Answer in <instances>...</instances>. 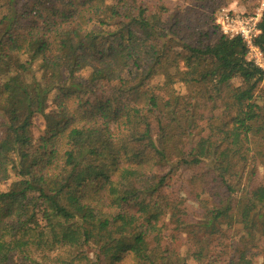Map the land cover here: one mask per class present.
<instances>
[{
    "label": "trees",
    "instance_id": "trees-1",
    "mask_svg": "<svg viewBox=\"0 0 264 264\" xmlns=\"http://www.w3.org/2000/svg\"><path fill=\"white\" fill-rule=\"evenodd\" d=\"M168 11L163 0H0V264H264V180L243 177L264 142V69L240 36L211 43ZM259 28L264 56V11ZM176 44L194 53L184 93ZM200 167L216 187L194 174V220L167 188Z\"/></svg>",
    "mask_w": 264,
    "mask_h": 264
},
{
    "label": "rangeland",
    "instance_id": "rangeland-1",
    "mask_svg": "<svg viewBox=\"0 0 264 264\" xmlns=\"http://www.w3.org/2000/svg\"><path fill=\"white\" fill-rule=\"evenodd\" d=\"M149 5L153 8L156 0H146ZM169 8L168 13L165 15L167 19L173 21L176 17L183 19V32L189 33L196 26H201L202 32L209 29L210 37L207 38V41L213 43L217 37L222 33L219 25L216 23V17L222 8L229 9L231 12L242 13L245 15H252L254 11L260 6L262 0H163ZM174 61L178 63V66L184 72L175 83L174 88L181 93L186 91L185 80H188L191 77V73L187 70V63L194 60V53L185 52L179 44L174 46ZM184 54L186 56L185 61L183 59ZM87 71H85V74ZM234 88L240 87L242 84L240 78H234L231 81ZM264 91V81L259 85L258 94ZM56 92H52L46 103V110L51 109L54 106V98ZM158 93L161 95L164 101L168 100L167 93L165 89H159ZM264 95V93H262ZM262 103L264 101L260 100ZM82 109L87 111L89 107L82 105ZM223 108L216 110V112H222ZM32 133L34 138H38L44 131L45 121L41 114H36L32 120ZM264 142L262 140H256L252 143L251 151L247 153V159L243 164L244 168V181L250 182H261L264 180ZM98 172L97 170H94ZM202 174L203 179H206L209 187L214 189L216 187V182L214 176L206 167H200L195 171L191 169L179 170L176 175H174L170 181L167 190L176 195L179 199V204H182L186 207L188 211L193 213L194 220L203 212L199 208L198 199L196 198L195 191L199 190L198 180L192 181L194 174ZM83 178V173L81 172L77 179L76 183L78 184ZM8 186V183L5 182L0 184V190L5 189ZM120 187V185H119ZM195 190V191H194ZM67 197L70 204V207L73 211L78 210V205L74 198V190L67 191ZM203 201L210 203L211 200L208 198L207 194L203 193L201 195ZM174 225L171 224L170 227ZM237 228L241 227L240 224L236 225ZM90 254H93V248L88 249ZM259 261V260H258ZM259 263V262H258Z\"/></svg>",
    "mask_w": 264,
    "mask_h": 264
},
{
    "label": "built area",
    "instance_id": "built-area-1",
    "mask_svg": "<svg viewBox=\"0 0 264 264\" xmlns=\"http://www.w3.org/2000/svg\"><path fill=\"white\" fill-rule=\"evenodd\" d=\"M264 11V0L252 15L231 12L222 8L216 17L223 34L228 36H240L247 46V60L253 62L258 67L264 69V56L254 40L260 33L259 22Z\"/></svg>",
    "mask_w": 264,
    "mask_h": 264
}]
</instances>
